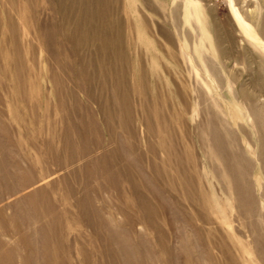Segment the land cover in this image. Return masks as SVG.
<instances>
[{
    "label": "rangeland",
    "instance_id": "obj_1",
    "mask_svg": "<svg viewBox=\"0 0 264 264\" xmlns=\"http://www.w3.org/2000/svg\"><path fill=\"white\" fill-rule=\"evenodd\" d=\"M0 264H264V0H0Z\"/></svg>",
    "mask_w": 264,
    "mask_h": 264
}]
</instances>
